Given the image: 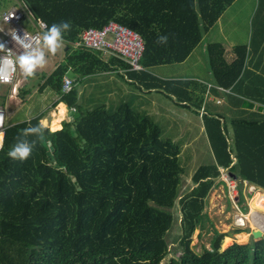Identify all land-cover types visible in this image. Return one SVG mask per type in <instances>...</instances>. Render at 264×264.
I'll list each match as a JSON object with an SVG mask.
<instances>
[{
  "label": "trees",
  "instance_id": "trees-1",
  "mask_svg": "<svg viewBox=\"0 0 264 264\" xmlns=\"http://www.w3.org/2000/svg\"><path fill=\"white\" fill-rule=\"evenodd\" d=\"M19 1L47 27L71 22V30L64 33L68 49L64 60L42 85L57 93L70 70L82 78L107 71L113 63L129 70L122 60L110 62L99 53L72 48L85 30L103 29L115 21L137 32L144 42L143 70L137 72H144L184 62L234 2ZM159 36H167V43H157ZM252 76L245 69L232 93L245 98V83L261 82ZM71 96L73 89L62 101L76 108L72 121L45 132L50 155L47 142H38L23 162L7 155L22 130L38 124L42 116L6 130L0 151V264H264V236L222 251L232 240L216 230L205 210L218 167L264 189V120L245 113H239V119L232 116L228 125L221 123L222 118H205L215 162L196 169L192 188L179 195L180 147L162 138L153 120L126 104L112 111L105 106L86 109ZM51 126L55 130L57 123ZM227 126L233 134L231 143ZM175 206L180 217L179 255L165 261L170 251L164 236ZM210 227L214 230L210 248L196 253L194 233L199 230L201 235ZM237 237L241 242L248 239L246 234Z\"/></svg>",
  "mask_w": 264,
  "mask_h": 264
},
{
  "label": "rangeland",
  "instance_id": "rangeland-1",
  "mask_svg": "<svg viewBox=\"0 0 264 264\" xmlns=\"http://www.w3.org/2000/svg\"><path fill=\"white\" fill-rule=\"evenodd\" d=\"M14 5L15 0H0V10L8 9ZM254 5H256V0H237L234 5L226 9L221 18L211 27L209 32L204 35L200 46L197 47L196 52L189 61L184 64L160 65V67L155 68V76H157V72L160 73V75L165 76H173L175 73H178V76L180 77L185 76V78H201L203 79L202 81H204L203 84L214 85L216 81L212 66V58H214L216 54L212 53L213 48L215 47L214 44L220 43L228 47V45L232 43L240 44L246 39L248 40V31L250 26L249 17L251 18L253 16V14L250 13L252 8H254ZM236 47H238V45H235V48ZM63 48H65V44L55 55L46 52L47 63H52L54 59L60 57ZM244 51L245 50L242 48V54ZM46 68H48V66ZM36 72L38 73V71ZM150 72L153 75L154 72L152 70ZM37 76L38 75L35 74L33 79ZM68 76L74 78L72 72H69ZM23 78L24 76L19 70V81ZM38 81L40 82L39 78ZM81 83L82 84L78 88L79 91L83 92V95L80 96L79 104L81 106L92 110L104 104L106 98L102 93V83L100 80H97L96 84H94L92 88L90 86H86L84 80ZM3 90V95L0 97V101L5 105L7 125L9 127L26 122L34 116L41 114V112L43 117H46L47 119L50 114L54 116L53 111L49 112L50 107L52 106L53 96L47 88L40 91L34 90L33 92L25 93L24 97L21 99L22 104L16 111L12 110L13 108L9 105L8 92H3ZM134 92L135 95L133 96L124 95V98L121 99L122 102L132 106V109L136 112H140L144 115L148 114L149 117L152 118L161 128L162 138L173 140L182 149L181 155L179 156V166L183 170L180 176L179 195H183L193 185L191 177L196 169L200 166H207L215 162L212 148L210 147L207 136L202 130V120L198 117L197 113L194 114L192 111L183 112L180 108L174 106L170 100L161 95L153 94L145 96L135 90ZM210 99L211 98L209 97L204 99L207 112L212 111V109H216L212 104L213 102H210ZM218 104H220V102H218ZM109 110L112 111L113 109L111 108ZM47 119L43 120L45 121V126H48L53 132L51 125L55 123L53 122L50 125V121ZM178 129H182V133ZM221 184L224 185L222 182ZM225 190L226 191H223L222 188L221 190H218L215 186V188L209 192L205 204L206 213L213 222L216 230L225 234V237L232 240L231 244L225 245L223 250L234 243L244 245L252 243L253 241L251 236V230H253V227L250 229L247 226L246 228L241 229L234 225L236 214L248 213L252 205L244 203V198H242L241 203L237 204L236 207L234 200H230L229 202L227 201L226 198H229V190ZM252 197L253 194H249V198L251 199ZM253 201V199L250 200V203L253 204ZM255 210H257L259 214H262H256L259 218L260 216L264 218V211L258 209ZM249 215L251 216L252 214ZM172 216L173 222L171 223L170 229L164 236L167 248L170 251L165 261L168 258L174 257L173 255H179V240L181 235L179 229L180 217L178 206H175L172 209ZM230 233L235 236L230 237ZM241 233L250 234L249 242L248 240L244 242L239 240L237 236ZM213 236L214 230H212V227H210L209 231H206L201 235L200 231L197 230L192 239V247L194 251L200 254L202 253L203 248H210ZM222 241L221 244H223ZM161 264H164V261Z\"/></svg>",
  "mask_w": 264,
  "mask_h": 264
},
{
  "label": "crops",
  "instance_id": "crops-1",
  "mask_svg": "<svg viewBox=\"0 0 264 264\" xmlns=\"http://www.w3.org/2000/svg\"><path fill=\"white\" fill-rule=\"evenodd\" d=\"M236 2L237 0H234V2L230 6L234 5ZM250 14H253V16L250 15L252 17H249L250 26L248 31V40L246 39L240 44L232 43L228 45V47L220 43L214 44L215 47L212 51V53H216L214 58H212V66L216 79L214 85L203 84L204 81H202L203 79L201 78H185V76L180 77L178 76V73H175V75L173 76H165L160 75V73L157 72V76H155V68L160 66L152 67L145 70L144 72H133L126 69L120 63H113V65L111 64V67L107 71L97 73V75L88 78H82L77 75V73H73L70 70V72L73 73L74 78L69 77L67 73V75L63 77V79L68 78L70 80H73L74 83L72 89L74 91V96L71 97H74V102H76V104L80 103V96L83 95V92L78 90V88L82 84L81 82L84 80L86 86H90L92 88L94 84H96V81L100 80L103 90L101 91L106 98L104 104L101 106H105L108 110L111 108L113 110H116L119 106L126 104L122 102L121 99L124 98V95H135L134 90L136 92H140V94H143L145 96H150L153 94L161 95L170 100L174 104V106L180 108L183 112L192 111L194 114L197 113L198 117H200L202 120V130L207 136V139L208 128L205 125V118H213L215 120L217 118H222L221 123H225L226 125H228L229 121L232 119V116H235L236 119H239V113H245L246 115H253L254 117L252 118L256 117L255 119L264 120V1L261 2V0H256V5H254V8H252ZM235 45H238V47L235 48ZM242 48L245 50L243 54ZM196 49L193 51L189 58H187L180 64H184L189 61L192 58L193 54L196 52ZM67 51L68 49L65 46V48H63V51H61L62 54L60 55V57L54 59L52 63H46L45 67L39 68L37 70L38 73L36 72V75L38 76L35 79H33L34 77H24L22 80H20L16 85L17 93H13L11 87L4 88L3 92H8L9 105H11V107L13 108L12 110L16 111L19 108V106L22 104L21 99L22 97H24L25 93L33 92L34 90L40 91L43 89L42 85L44 84L45 80L48 79L57 65L63 62L65 52ZM112 58L119 60L118 58L113 56L107 57V60L111 62ZM47 66L49 70L48 68H46ZM245 69L252 72V77H260L261 82L259 86L250 81L246 82L245 90L243 91V94H245L246 96H244L245 98H241L234 95L232 93V89L241 78L242 72ZM151 70L154 72L153 75L150 72ZM38 78L40 79V82L38 81ZM253 80L254 82H256L255 79ZM158 82L165 85L162 88L158 87V85H160ZM47 89L53 96L52 106L50 107L49 112L53 111L54 116L50 114V116L48 115L47 119L46 117H43V114L41 112V114L36 115L33 118L42 116L41 120L47 119L48 121H50V125L53 122L57 123V128L53 130L54 132L62 128V123L72 121V115L74 112H76V108L70 107L66 101H62V96L67 95L68 93L62 94V91L57 93L50 88ZM2 95L3 93H1L0 97ZM71 97L68 99V102L72 101ZM208 97L211 98L210 102H213L212 104L216 108L212 109V111L210 112H207L206 105L204 103V99ZM227 97L236 99L237 101L241 100L242 103L239 104L237 101H232V99L230 101H227ZM218 102H220V104H218ZM0 104L5 107L4 103H2L1 101ZM128 106L132 109V106ZM61 107H63L62 113H60ZM72 109H74V111H72ZM146 116L149 117L148 114H146ZM150 119L153 120L152 118ZM178 130H180L182 133V129ZM226 131L228 141L229 143H231L233 135L232 130L231 128H229V126H227ZM171 141L174 142L173 140ZM181 152L182 149L180 148V155ZM233 159L235 160V158ZM218 170L219 176L217 177L213 188H215L216 186V189L218 188V190H221V188L223 189V191H226L225 189L229 190L225 182L221 179V172L223 170L228 171V168L218 167ZM230 174L232 180L235 181L237 188L235 192H230L229 190V198L226 199L228 202L230 200H234V204H236V207L237 204L241 203L242 198H244V203L252 205V203H250V200H254L257 194L264 195V189H262L261 186L249 182L248 180L243 181L237 174ZM233 175H235L236 177L234 178ZM221 182L224 185H222ZM249 194H253V197L251 199L249 198ZM249 214L253 215L252 206L249 212L245 215L248 216ZM256 214L262 215L259 214V212H257ZM260 218L262 217L260 216ZM252 227L253 230H251V234L253 231L260 230L264 236L263 230L257 227L255 228V226L251 223L248 224V228L252 229ZM241 234H246L248 236L247 240L249 242L250 234ZM253 241L257 240L253 239Z\"/></svg>",
  "mask_w": 264,
  "mask_h": 264
},
{
  "label": "built area",
  "instance_id": "built-area-1",
  "mask_svg": "<svg viewBox=\"0 0 264 264\" xmlns=\"http://www.w3.org/2000/svg\"><path fill=\"white\" fill-rule=\"evenodd\" d=\"M11 17L10 19H6ZM42 25L46 23L40 19L35 18L25 6L19 1L15 0V5L8 9L0 10V43H4L6 48L13 50L15 55L23 52V48L17 44L11 32L15 30L21 37L28 32L33 37H40L42 32L46 30ZM72 48H83L84 50L99 53L102 57H116L125 62L130 71H142L141 58L144 52V42L141 36L131 30L130 28L118 22L112 21L103 29L90 28L85 30L80 40L72 43ZM4 53H0L3 56ZM19 67L9 80V82H0V95L3 88L11 87L13 93L17 91L16 85L19 82L18 73ZM73 80L64 78L62 80L61 91L62 94H67L73 88ZM17 93V92H16ZM74 111V109H72ZM0 114L4 116L3 123L0 124V151L5 142L7 125V113L5 107L0 104ZM221 179L225 182L230 191H236V183L232 180L230 173L227 170L221 172ZM257 218V219H256ZM261 218L257 215L250 216L240 213L236 215L234 225L237 228H246L249 223L261 224ZM257 227V226H256ZM258 228V227H257ZM264 231L263 226L260 227Z\"/></svg>",
  "mask_w": 264,
  "mask_h": 264
},
{
  "label": "clouds",
  "instance_id": "clouds-1",
  "mask_svg": "<svg viewBox=\"0 0 264 264\" xmlns=\"http://www.w3.org/2000/svg\"><path fill=\"white\" fill-rule=\"evenodd\" d=\"M42 27L46 30L40 37H33L28 32L21 37L15 30L10 33L13 40L24 49L19 55H15L13 50L6 48L4 43H0V53H4L0 56V82H9L17 66L25 78L33 77L37 69L45 67L46 52L55 55L64 46V33L70 31L72 25L70 21H61L53 23L50 27L45 25ZM167 40V36H159L157 43L166 44ZM3 120L4 116L0 114V124ZM38 142L41 144L47 142L48 147H51V141H46L45 138V121L43 120L36 125L24 128L16 137V142L7 155L12 160L26 161Z\"/></svg>",
  "mask_w": 264,
  "mask_h": 264
},
{
  "label": "bare ground",
  "instance_id": "bare-ground-1",
  "mask_svg": "<svg viewBox=\"0 0 264 264\" xmlns=\"http://www.w3.org/2000/svg\"><path fill=\"white\" fill-rule=\"evenodd\" d=\"M252 208H253V215H255L257 213L255 209L264 211V195H261V194H257L256 195V198L254 199L253 204H252ZM260 220H261V224H258L257 225L253 221V224L252 225L257 226L258 228H260L261 226H263V229H264V218H261Z\"/></svg>",
  "mask_w": 264,
  "mask_h": 264
},
{
  "label": "water",
  "instance_id": "water-1",
  "mask_svg": "<svg viewBox=\"0 0 264 264\" xmlns=\"http://www.w3.org/2000/svg\"><path fill=\"white\" fill-rule=\"evenodd\" d=\"M48 131H50V129H49L48 127H45V132H48ZM51 151H52V147H49V151L47 152V155H50ZM230 175H231V174H230ZM233 177L235 178L236 176L233 175ZM229 236H230V237H234L235 235L230 233ZM251 236H252V238H253L254 240H257V239H260V238L263 236V234H262V232H261L260 230H256V231H253V232H252ZM226 249H227V248H226ZM223 251H224V250H223Z\"/></svg>",
  "mask_w": 264,
  "mask_h": 264
}]
</instances>
